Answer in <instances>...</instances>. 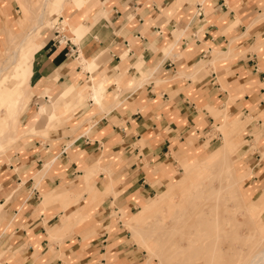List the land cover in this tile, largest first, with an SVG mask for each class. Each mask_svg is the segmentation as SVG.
Listing matches in <instances>:
<instances>
[{
	"label": "crops",
	"instance_id": "crops-1",
	"mask_svg": "<svg viewBox=\"0 0 264 264\" xmlns=\"http://www.w3.org/2000/svg\"><path fill=\"white\" fill-rule=\"evenodd\" d=\"M18 8L0 0V41ZM59 12L67 43L53 29L35 40L19 118L32 131L0 155V264H146L123 226L132 238L126 222L221 146L264 218V0H65ZM220 124L223 139H207Z\"/></svg>",
	"mask_w": 264,
	"mask_h": 264
},
{
	"label": "rangeland",
	"instance_id": "rangeland-1",
	"mask_svg": "<svg viewBox=\"0 0 264 264\" xmlns=\"http://www.w3.org/2000/svg\"><path fill=\"white\" fill-rule=\"evenodd\" d=\"M18 1L21 10L18 8V13L14 14V17L17 18V21L19 15L21 16L22 14V24L18 28L14 24H11L9 25V28H11L12 31L19 30L20 33H22L23 31H25L28 22L31 21L33 12L38 8V6L41 5L42 0H30L28 4L30 12L26 10L25 6L23 5L24 0ZM64 1L65 0H49L47 5L45 6L46 22L44 23V25H41L38 28L39 31H36V38H38L40 35L45 36L47 31L52 29L54 24L58 22L57 17L59 15H62V21L60 25H64V29L61 32L68 38L69 32L65 30V28L68 27V24H64L66 22V17L64 14H61L59 12L63 9ZM73 1L77 2V0ZM5 32L6 31L4 29V35L2 36L0 41V55H2L1 53H3L6 48ZM7 79L10 82L13 81V77L11 76H8ZM7 88L9 89V92L13 94L19 91V87L12 83H9ZM25 100L27 107L29 98H26L25 96ZM225 120L226 118H223L222 123ZM24 127L18 125L16 140L14 144L10 147V143H8L7 141L6 147H0V155H2L3 151L6 153H11V151L16 148L17 144L19 143V137L26 134L25 132H22V129ZM219 132L222 134L223 139V130L221 128V124L217 126L213 125L212 131H209L206 134V138L208 139L212 136H217ZM0 133L2 132L0 131ZM220 143L219 141H216L214 144L208 147L207 151L213 149ZM231 155L232 154L230 153L229 156ZM229 156H227L226 158L225 156L219 155V157L216 159L207 157L203 161L198 162L193 168L190 169V167H192V165L196 161H198L199 158L192 161L188 166L185 167V169H183L184 172L186 171L184 175L185 178L183 177L184 180L181 185L177 187V189H175L174 191L170 190L166 193L165 191L158 193L155 199L151 200V202L144 206L140 212L135 214L126 222V225L131 230L132 238L130 237L127 228L125 226H123V228H125V230L128 232L129 240L138 250L142 251L145 262L148 258L146 264H173V259L170 257L174 252V248L172 247V245L174 244L173 246L175 247L177 242H182L183 240L181 239V237H178L177 239L175 238V240L174 238L171 239V237L169 240H167L169 236L167 228H169L171 221L177 220V216L179 217L185 214H193V216L196 215L205 217V219H213L214 221H219V217L214 214L215 208L213 207V203L215 202L216 197V202H219L220 198L224 200L223 204L217 207L218 210L224 212V215L220 216L221 224L224 226L223 228L231 230L234 225V227H236L237 225V227L239 226L238 231L242 234L247 233L250 235L252 232H254V230H257L259 234L262 233L261 235L264 234V218H252L247 211L241 195L240 197L243 201L241 203L242 206L239 205L240 200L236 196L233 195L232 197H230L231 191L233 194L236 191V187L238 188L237 180H239V176H237V173H235ZM174 158V166L176 168L174 179H176L180 176L182 170L179 169V161L176 159V155L174 156ZM227 167L229 169H233L234 171L228 172ZM190 172L191 175L187 177V174H189ZM223 173H225L226 176L223 177ZM238 183L244 187L243 183ZM219 188L222 189L219 193L220 197L218 196ZM225 188H227V190L230 189V191H225ZM250 198L253 199V196L250 195ZM248 203L249 202H246V205H249ZM133 211L136 210H132V212ZM234 212L236 215L235 221L230 216V214ZM208 213H210V215L206 216V214ZM246 214L249 216L247 218H249L250 220L252 219V221H249V219L246 218ZM263 215L264 213L261 215V217H263ZM112 219L116 220L117 218ZM120 222L122 223V221ZM166 232L168 233L166 234ZM246 238L248 240L242 244L243 248H249L252 241L251 238ZM237 242H239V240L235 243ZM147 244L151 245V254L146 248ZM170 258L172 259V261L170 260ZM184 262L185 264H188L190 261L188 259H185Z\"/></svg>",
	"mask_w": 264,
	"mask_h": 264
},
{
	"label": "bare ground",
	"instance_id": "bare-ground-1",
	"mask_svg": "<svg viewBox=\"0 0 264 264\" xmlns=\"http://www.w3.org/2000/svg\"><path fill=\"white\" fill-rule=\"evenodd\" d=\"M29 1L24 0L23 5L30 12ZM48 2L49 0L41 1V5L33 12L31 21L28 22L25 31L22 33L19 30L12 31L8 25L5 26L6 48L1 53L2 55H0V131L2 132L0 133V147L2 148L7 146V141L11 147L16 140L19 118L25 111V96L29 91L28 77L31 71L32 56L36 48L35 35L36 31H39L38 28L46 22L45 6ZM8 76L13 77L12 82L7 79ZM9 83L19 87V91L14 94L10 93L7 88ZM94 90L95 102L99 104L100 99L97 97L98 89ZM31 131L32 129H29L27 126L22 129V132L25 133ZM5 153L3 151L2 154ZM219 155L227 158L228 154L224 146L215 149L208 157L216 159ZM233 171V169L228 168V172ZM190 175L191 172L187 174V177ZM222 176H226L225 173ZM184 178H181L177 183L172 185L165 193L177 189ZM221 190L219 188L218 196ZM225 191H230V189L227 190L225 188ZM230 195V197L236 196L240 200L239 205L242 206L241 203L243 201L237 187L236 191L233 194L231 191ZM216 200L217 197L213 203L214 206L211 205L215 208L214 214L219 217V221L205 219V217L196 215L193 216V214L177 216V220L171 221L169 228H167L169 233L166 232V234H169L167 240L171 237L174 240L181 237L183 240L182 242H177L175 247L173 246L174 244L172 245L174 248V252L170 256L173 259L172 261L170 258L172 263L185 264V259H188L190 261L188 264H264V234H259L257 230H254L250 235L247 233L242 234L238 231L239 226L237 227L236 225L234 227L235 225L233 226V224L231 230L223 228L220 216H223L224 212L218 210L217 207L223 204L224 200L222 198H220L219 202H216ZM209 215L210 213L206 214V216ZM230 216L234 221L236 220L235 212L231 213ZM247 217L249 216L246 214ZM249 221H252V219H249ZM246 237L252 239L249 248H243L242 246L248 240ZM238 240L239 242L235 243ZM146 248L151 254V245L147 244Z\"/></svg>",
	"mask_w": 264,
	"mask_h": 264
},
{
	"label": "built area",
	"instance_id": "built-area-1",
	"mask_svg": "<svg viewBox=\"0 0 264 264\" xmlns=\"http://www.w3.org/2000/svg\"><path fill=\"white\" fill-rule=\"evenodd\" d=\"M61 21L59 20L57 23L53 26V34H54V40L57 44H66L68 39L67 37L61 32L64 29V25H60Z\"/></svg>",
	"mask_w": 264,
	"mask_h": 264
}]
</instances>
